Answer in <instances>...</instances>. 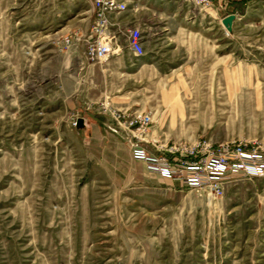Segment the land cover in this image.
<instances>
[{"label":"rangeland","instance_id":"obj_1","mask_svg":"<svg viewBox=\"0 0 264 264\" xmlns=\"http://www.w3.org/2000/svg\"><path fill=\"white\" fill-rule=\"evenodd\" d=\"M90 8L0 0V264H264V173L232 168L215 195L181 163L199 162L208 179V160L233 148L264 156V0L226 7L230 31L211 11L200 64L130 52L129 94L114 107L148 115L140 133L106 118L74 125L86 116ZM69 36L81 38L65 47ZM99 108L89 111L104 117ZM167 163L169 178L156 170Z\"/></svg>","mask_w":264,"mask_h":264},{"label":"crops","instance_id":"obj_2","mask_svg":"<svg viewBox=\"0 0 264 264\" xmlns=\"http://www.w3.org/2000/svg\"><path fill=\"white\" fill-rule=\"evenodd\" d=\"M126 1V11L109 16V34L112 38L107 56L99 62L89 63L85 58L79 63L80 74L88 80L86 83L81 80L79 98L86 104V112L83 114L89 119L82 114L77 116L76 120L81 118L83 123L78 130H83V126L92 128L93 125L102 128L106 124L105 118L111 120L105 111L102 117L98 111L92 115L89 108L101 109L104 104L119 109L114 107L115 104L124 103L123 99L128 97L129 91L123 89L122 84L124 75L128 74L133 64L124 38L128 29L138 28L141 31L143 56L161 59L166 65H194L209 59L210 12L218 18H223L227 13L237 14L230 10L225 12V0H211L212 5L208 9H202L185 0ZM221 11L222 15L219 14ZM90 12L89 27L93 19L91 8ZM80 41L83 43L82 39ZM83 67L85 68L82 72ZM113 78L119 85H112Z\"/></svg>","mask_w":264,"mask_h":264},{"label":"built area","instance_id":"obj_3","mask_svg":"<svg viewBox=\"0 0 264 264\" xmlns=\"http://www.w3.org/2000/svg\"><path fill=\"white\" fill-rule=\"evenodd\" d=\"M197 7L202 9H208L212 5L211 0H185ZM91 11H92V23L89 27V34L86 37L82 38L84 51L83 54L86 60L89 63L99 62L104 59L110 51V40L112 36L109 34V16L111 14H120L128 9L126 0H90ZM81 37H64L61 41V44L65 47L70 46L74 43V40H78ZM124 38L126 41L127 49L135 57H140L144 55V48L142 43L141 31L138 28L128 29ZM102 111L108 113L111 117V120L116 123L118 126L131 127L136 132H143L145 127L150 123V117L146 114H134L127 115L125 110L114 109L108 105L102 104ZM76 120L74 122V125ZM134 155L137 158H141L150 162H157L156 157L148 156L143 150L139 148H134ZM194 154L189 153V155ZM236 155L240 160V163H237L231 167L230 162L228 161L229 155ZM254 154V155H253ZM252 155V156H251ZM182 167L186 173V176L190 175L187 178V182L197 184L213 183L209 185V188L215 195L221 194V187L218 185V181L232 168H243L247 174L251 176H257L264 173V156L257 153L250 154L243 147H236L232 150H229L224 155L214 156L208 160V179L201 178L196 171L201 169L199 162H192L188 164L186 161L181 162ZM167 165L156 166V170L160 172L163 177H171L172 171ZM185 175V174H184Z\"/></svg>","mask_w":264,"mask_h":264},{"label":"trees","instance_id":"obj_4","mask_svg":"<svg viewBox=\"0 0 264 264\" xmlns=\"http://www.w3.org/2000/svg\"><path fill=\"white\" fill-rule=\"evenodd\" d=\"M225 1L227 5L226 7L230 8L231 12L240 13L249 0H225Z\"/></svg>","mask_w":264,"mask_h":264},{"label":"water","instance_id":"obj_5","mask_svg":"<svg viewBox=\"0 0 264 264\" xmlns=\"http://www.w3.org/2000/svg\"><path fill=\"white\" fill-rule=\"evenodd\" d=\"M235 19V15L234 14H228L226 16H224L222 19H221V23L223 25V27L227 30V31H230L231 30V24H232V21ZM83 123H82V119L81 118H78L76 120V123H75V126L76 128H78L79 126H82Z\"/></svg>","mask_w":264,"mask_h":264}]
</instances>
